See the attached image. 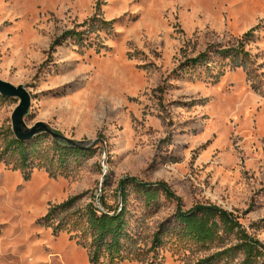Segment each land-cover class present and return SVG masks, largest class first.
Instances as JSON below:
<instances>
[{
    "label": "rangeland",
    "instance_id": "374dc122",
    "mask_svg": "<svg viewBox=\"0 0 264 264\" xmlns=\"http://www.w3.org/2000/svg\"><path fill=\"white\" fill-rule=\"evenodd\" d=\"M240 43L252 62L222 54ZM202 53L210 66L187 68ZM0 78L30 91L29 127L95 143L57 178L40 169L26 179L0 161V264H91L42 218L74 196L75 208L100 205L106 177L111 203L123 178L164 181L184 210L221 206L264 243V0H0ZM18 104L0 101V131ZM129 191L142 252L120 264L203 257L176 238L152 251L177 203L147 207Z\"/></svg>",
    "mask_w": 264,
    "mask_h": 264
},
{
    "label": "trees",
    "instance_id": "16d2710c",
    "mask_svg": "<svg viewBox=\"0 0 264 264\" xmlns=\"http://www.w3.org/2000/svg\"><path fill=\"white\" fill-rule=\"evenodd\" d=\"M252 32H247L244 37ZM77 36L82 40V33ZM240 45L231 51L221 52L225 57L242 60L243 64L252 62L242 47L243 43ZM210 60L208 53H202L187 68L209 67ZM4 100L7 98L0 95V101ZM0 136V161L10 169L19 170L26 179L40 169H45L51 178H57L65 174L71 160L79 161L81 156L94 153L92 149L60 142L48 133L30 141H20L11 126L1 130ZM110 182L111 179L106 177L99 197L100 205L92 201L85 207L75 208L80 197L74 196L51 207L42 218V222L52 227L55 233L66 231L71 239H76L87 250L91 264H120L141 255L142 251L135 250L137 230L128 217L131 185L147 207L158 204L162 196L177 203L176 225L162 226L155 231L152 251L159 250L167 240L176 238V243L185 249L195 247L205 251L194 264H264V243L248 231L234 212L209 203H198L190 210H184L182 198L166 182L146 183L134 177L120 180L115 192L119 202L111 203L105 191Z\"/></svg>",
    "mask_w": 264,
    "mask_h": 264
},
{
    "label": "water",
    "instance_id": "95a60500",
    "mask_svg": "<svg viewBox=\"0 0 264 264\" xmlns=\"http://www.w3.org/2000/svg\"><path fill=\"white\" fill-rule=\"evenodd\" d=\"M0 95L6 98L19 99V104L12 115V129L17 139L20 141H30L42 133L50 134L54 139L77 146L83 149H92L95 145L86 146L81 141H76L59 133L46 122H38L32 127L26 123V117L30 113L32 105V95L22 84L15 85L7 80L0 78Z\"/></svg>",
    "mask_w": 264,
    "mask_h": 264
}]
</instances>
